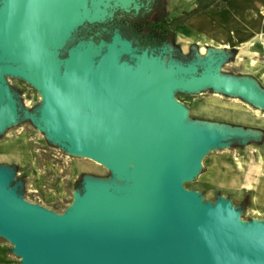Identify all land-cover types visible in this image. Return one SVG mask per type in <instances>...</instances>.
Returning <instances> with one entry per match:
<instances>
[{
  "label": "water",
  "instance_id": "water-1",
  "mask_svg": "<svg viewBox=\"0 0 264 264\" xmlns=\"http://www.w3.org/2000/svg\"><path fill=\"white\" fill-rule=\"evenodd\" d=\"M88 1L82 0L78 4L82 16L71 25L60 41L52 43L48 49L57 60V79L66 82L70 75V61L78 50L90 47L94 68L98 69L110 49L114 48L115 63L109 69L104 84H117L115 88H118L120 98L117 109L108 114L110 97L103 96L100 100L94 96L86 99L92 106L76 112L74 118L90 119L97 111L100 117L99 128L92 130L76 123L66 92L50 77L30 71L16 53H11V49L19 50L22 47L25 36L29 42L31 33L39 35L42 31H54V23L68 10V0H1L0 130L15 120L16 99L6 81V74L20 75L43 88L50 99L48 104L53 110L49 128L52 129V135L59 133L83 153L80 147L61 132L58 117L61 106L68 126L78 132L87 147L99 153L90 155L104 162L105 156L116 160H134L132 195L129 198H119L94 189L84 190L78 197L95 191L99 196L127 204L132 203L136 196L140 207L127 209L98 202L87 204L77 213H71L72 206L64 213H57L26 201L9 188L7 177L2 176L0 180L4 185L0 188V234L14 244L22 264H264V242L225 233L219 224L222 213H227L232 223L240 216V209L234 206L232 200L221 196L215 205L203 204L200 192L184 186V181L194 178L201 170L202 159L212 146L216 142L229 143L233 136H217L211 132H192L182 128L185 112L174 96V91L175 103L170 102L163 107H156L150 97L145 101L138 97L129 75L148 58H156L164 64L161 59L168 45L160 54L148 50L138 51L130 40L116 35L111 41L81 40L69 47L73 33L80 24L105 19L117 7L129 8L136 0H114V3H110L111 8H106L102 16H90L91 6ZM117 40L127 48L120 50ZM97 46H106V49L98 53L99 49L95 48ZM129 52L141 55L143 60L135 62L124 57ZM98 54L99 59L96 58ZM176 63L188 67V71L181 74L183 79L189 81L199 78L201 81L192 85L181 84L174 87V90L181 86L192 88L204 81L215 85L205 77L211 72L227 83H240L254 90L245 91L237 85L232 89L222 84L218 87H224L227 91L239 89L247 96L255 94L254 86L239 80L231 81L209 70L201 76L186 77L191 67L199 65L180 60H175L172 65ZM168 74L174 79L170 69ZM120 76L125 77L124 81ZM262 99L264 101V96ZM87 110H91L92 115L84 114ZM110 120H115L127 133L137 136V140L119 138L111 128ZM181 133L205 134L206 137L198 142H180L176 137ZM203 146H207V150L197 165V156ZM130 165L110 167L122 171ZM196 205H199L197 210ZM256 221L264 225L257 219L248 224L254 227Z\"/></svg>",
  "mask_w": 264,
  "mask_h": 264
},
{
  "label": "rangeland",
  "instance_id": "rangeland-1",
  "mask_svg": "<svg viewBox=\"0 0 264 264\" xmlns=\"http://www.w3.org/2000/svg\"><path fill=\"white\" fill-rule=\"evenodd\" d=\"M88 2L90 16H102L114 0ZM169 2L171 14H176L196 0ZM178 25L173 44L163 53L164 64L170 66L177 60L174 51L178 49V53L186 55L184 59L199 65L191 67L186 77L212 71L256 88L250 96L239 89L227 91L209 81L192 88H175L174 96L185 112L182 128L233 136L229 143L216 142L212 146L202 159L201 170L184 181V186L200 192L203 204L215 205L224 196L233 201L240 209L239 215L249 223L256 219L264 223V46L255 43L249 50H219L218 46L193 39L187 28ZM116 43L120 50L127 48L120 40ZM95 48L100 53L106 46ZM124 57L135 62L143 60L131 52ZM6 81L16 99L15 120L0 130V177H7L9 188L26 201L57 213L70 209L87 189L119 198L132 195V165L122 171L114 170L102 159L77 150L59 133L52 135L49 124L53 109L44 89L20 75L8 73ZM84 114L92 115V111ZM0 244L10 262L22 264L14 244L1 234Z\"/></svg>",
  "mask_w": 264,
  "mask_h": 264
},
{
  "label": "bare ground",
  "instance_id": "bare-ground-1",
  "mask_svg": "<svg viewBox=\"0 0 264 264\" xmlns=\"http://www.w3.org/2000/svg\"><path fill=\"white\" fill-rule=\"evenodd\" d=\"M68 1V10L63 13L61 19L54 23V31H42L39 35L31 33V40L29 42L27 40L28 37L25 36L23 38L24 43L22 44V47L19 50L11 49V53H16L17 57H19V59L30 68V71L48 76L54 80L56 85L62 88L68 96L73 120L88 129L95 130L99 128L98 119L100 117L97 111L95 116L90 119H76L74 118V115L85 107H91V103L86 101V99L93 98L94 96L98 97L100 100L103 96L110 97V106L107 108L108 114H112L113 109H117L119 106L120 98L117 94L118 88H115L117 84H104L109 69L115 63V50L114 48L110 49L105 60L98 69L94 68V60L92 57L93 51L90 47L78 50L70 61L69 79L66 82H59L56 75L57 60L54 58L53 53L49 51V45L60 41L71 25L78 21L82 16L81 11L78 9V4H80L82 0H76V3L75 0ZM169 69L172 71L174 79L168 74ZM187 71L188 67L182 63H176L169 68L167 65L159 63L156 58H148L147 61L141 64L137 70L129 75V80L132 82V85H135L138 97L142 101H145L146 98L150 97L149 99L153 101L154 105H157L156 107H163L170 104V102L175 103L176 99L173 96L174 87H178L181 84L192 85L193 83L201 81L199 78H193L189 81L183 79L181 74H184ZM205 77L212 80L217 86L222 84L226 85L229 89H232L237 85L245 91L252 92L254 90H249L240 83H237L236 85L227 83L225 79L220 76H215L211 72L207 73ZM120 79L124 81L125 77L120 76ZM59 112L58 117L61 121V132L69 137L77 147H80L85 155H99L95 150L90 149L84 144V141L80 139L78 132L72 130L68 126L64 116L63 107H59ZM180 121L181 117L178 118V122ZM110 126L119 138H130L133 141L137 140V136L132 133H127L128 131H125L115 120H110ZM204 137H206L205 134L181 133L177 134L176 138L180 142H198L203 140ZM204 146L197 156V165L201 163V156L207 150V146L206 148ZM104 158L106 160L105 163L109 166L123 167L131 164L134 167L135 165L132 158L123 160H116L106 156ZM3 185L4 182L0 180V188H2ZM98 202L105 205L124 206L127 207V209L140 207V202L136 196H134V201L132 203L127 202V204H124L122 202L111 200V198H108L107 196H99L97 192L92 191L75 199L71 213L81 211L87 204ZM223 206L225 207L224 204ZM198 208L199 205H196V210ZM219 224L222 226L225 233L264 242V225L260 224L258 221H256L254 227H251L246 219L239 216L232 223L230 222L227 213H222Z\"/></svg>",
  "mask_w": 264,
  "mask_h": 264
},
{
  "label": "trees",
  "instance_id": "trees-1",
  "mask_svg": "<svg viewBox=\"0 0 264 264\" xmlns=\"http://www.w3.org/2000/svg\"><path fill=\"white\" fill-rule=\"evenodd\" d=\"M169 3V0H136L129 8L119 6L105 19L80 24L68 46L81 40L111 41L114 36L121 35L130 40L138 51L148 50L160 54L165 46L173 44L176 25L184 24L204 10H220L226 6L225 0H196L191 7L171 14ZM174 56L177 60L190 62L184 59L186 55L178 53V49H175Z\"/></svg>",
  "mask_w": 264,
  "mask_h": 264
},
{
  "label": "crops",
  "instance_id": "crops-1",
  "mask_svg": "<svg viewBox=\"0 0 264 264\" xmlns=\"http://www.w3.org/2000/svg\"><path fill=\"white\" fill-rule=\"evenodd\" d=\"M225 1L224 8L204 10L178 26L187 28L193 39L218 49L247 47L249 50L255 43L264 46V0ZM14 153L13 150L11 154ZM10 260L0 244V264H14Z\"/></svg>",
  "mask_w": 264,
  "mask_h": 264
}]
</instances>
